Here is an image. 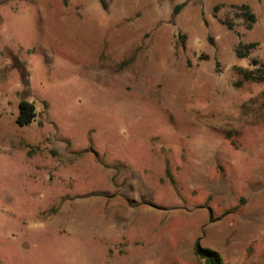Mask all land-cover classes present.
Listing matches in <instances>:
<instances>
[{"label":"rangeland","instance_id":"1","mask_svg":"<svg viewBox=\"0 0 264 264\" xmlns=\"http://www.w3.org/2000/svg\"><path fill=\"white\" fill-rule=\"evenodd\" d=\"M198 239L264 264V0H0V264Z\"/></svg>","mask_w":264,"mask_h":264},{"label":"trees","instance_id":"2","mask_svg":"<svg viewBox=\"0 0 264 264\" xmlns=\"http://www.w3.org/2000/svg\"><path fill=\"white\" fill-rule=\"evenodd\" d=\"M186 3H182L176 6L175 13L178 14ZM254 19V16H251ZM238 53L241 52L238 51ZM245 57V56H241ZM36 117L35 106L29 101L23 99L19 103V115L17 117V124L20 126L28 125ZM194 252L196 256L204 261V264H223V259L220 254L210 248L203 247L198 239L195 243Z\"/></svg>","mask_w":264,"mask_h":264}]
</instances>
